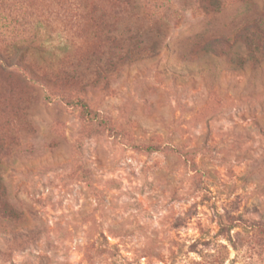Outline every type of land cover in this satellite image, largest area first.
Returning <instances> with one entry per match:
<instances>
[{"label": "rangeland", "instance_id": "rangeland-1", "mask_svg": "<svg viewBox=\"0 0 264 264\" xmlns=\"http://www.w3.org/2000/svg\"><path fill=\"white\" fill-rule=\"evenodd\" d=\"M204 1L0 0V264H264V0Z\"/></svg>", "mask_w": 264, "mask_h": 264}, {"label": "trees", "instance_id": "trees-1", "mask_svg": "<svg viewBox=\"0 0 264 264\" xmlns=\"http://www.w3.org/2000/svg\"><path fill=\"white\" fill-rule=\"evenodd\" d=\"M117 3L121 4H128L134 6L135 12L138 14L139 12V0H111ZM199 4L203 5L204 10L207 12L209 11V3L204 0H199ZM248 36H247V42H249L248 47L249 49H252L250 54V58L253 60H256V62H260L261 60H264V28L259 24H251L249 27ZM38 40L37 37L28 39L25 38L23 41H21L18 44L12 45L15 51H17L16 56H18V59L11 60L8 64H11L14 67L23 68V64L27 62V59L25 57V53L27 50L33 46H35L36 41ZM219 50H229L227 47V43L224 41L217 43ZM43 48V47H42ZM220 50V51H221ZM222 52V51H221ZM228 52V51H227ZM78 102V101H77Z\"/></svg>", "mask_w": 264, "mask_h": 264}]
</instances>
